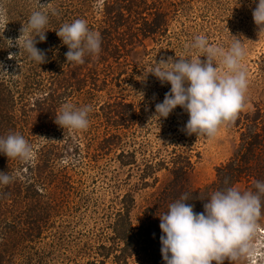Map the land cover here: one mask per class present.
Segmentation results:
<instances>
[{"label": "rangeland", "instance_id": "obj_1", "mask_svg": "<svg viewBox=\"0 0 264 264\" xmlns=\"http://www.w3.org/2000/svg\"><path fill=\"white\" fill-rule=\"evenodd\" d=\"M106 1H113L110 16L121 12L110 40L123 37L131 44L117 58L98 64L99 78L105 81L101 84L98 78L99 87L86 84L65 100L61 94L56 116L65 104L93 109L87 130L77 131L52 122L37 130L38 113L30 111L34 108L26 102L31 105L47 91L52 77L50 62L54 61L57 72L67 78L87 73L90 63L85 62L81 69L66 63L68 48L56 31L76 19L86 20L96 30L107 25L105 0H0L7 13L0 23V138L20 134L34 153L27 162L5 160L13 179L7 185L0 184L2 264H165L159 216L185 194L176 190L179 198H167L158 206L162 204L158 196L172 178V157L179 153L190 157L185 190H211L217 181V167L238 157L252 131L264 135V33H258L252 14L259 0H135L129 7L123 6L126 0ZM34 11L47 14L49 20L43 29L46 40L39 42L36 37V47L47 61L41 65L18 47L21 28L27 26ZM154 18L158 26L148 31L144 22ZM198 35L225 49L235 36L247 53L243 62L248 78L246 107L234 123L221 126L214 138L188 135L185 125L189 115L179 106L166 119L154 117L155 105L163 102L171 85L161 84L150 73L152 68L162 58L196 57L191 45ZM57 87L62 93V86ZM121 100L132 103L135 109L127 125H117V114L112 112L109 120L105 116L108 109L100 108L114 103L112 108L117 111L115 102ZM109 134L116 135L113 142L108 141L110 145L103 140ZM260 140L248 156L247 170L223 190L235 187L242 193L258 192L256 182L264 183V138ZM120 152L124 153L121 158ZM0 157L7 159L2 153ZM44 161L45 168L37 166ZM5 186L9 192H4ZM210 198L200 203L198 197L191 196L186 203L200 213ZM261 202L256 252L235 264H264V195ZM149 206L159 209L154 219V242L137 245L122 257L123 244L117 231L129 226L136 232L146 225L145 209Z\"/></svg>", "mask_w": 264, "mask_h": 264}, {"label": "clouds", "instance_id": "obj_2", "mask_svg": "<svg viewBox=\"0 0 264 264\" xmlns=\"http://www.w3.org/2000/svg\"><path fill=\"white\" fill-rule=\"evenodd\" d=\"M252 14L258 33H264V0H259ZM6 18V9L0 7V23ZM48 22L47 14L32 12L18 38L21 44L17 46L40 65L47 61L45 53L36 47V37L39 42L46 40L43 29ZM56 34L68 48L66 63L82 65L86 55L96 56L101 51L100 33L91 30L84 19L63 24ZM233 37L225 49L210 45L206 36L198 35L191 45L197 52L196 57L175 60L169 57L156 62L150 73L161 84L170 83L171 88L163 102L155 105L154 117L166 119L179 106L189 115L186 133L208 138H214L221 126L235 122L246 107L248 78L243 66L246 49L241 39ZM202 56L206 57L203 61ZM92 110L90 105L74 108L65 104L55 123L63 129L87 130ZM0 153L8 159L19 158L25 162L34 157L32 146L20 134L0 138ZM12 179L6 172H0V184L7 185ZM255 187L258 189L255 194L242 193L235 187L215 191L200 213L186 203L187 194L170 204L168 211L159 216L165 264H224L225 260L235 264L251 258L256 252L254 240L262 215L264 183L257 181Z\"/></svg>", "mask_w": 264, "mask_h": 264}, {"label": "trees", "instance_id": "obj_3", "mask_svg": "<svg viewBox=\"0 0 264 264\" xmlns=\"http://www.w3.org/2000/svg\"><path fill=\"white\" fill-rule=\"evenodd\" d=\"M126 1L127 4H124L123 6L127 7H129V4H131L132 2H135V0ZM104 4L105 13L107 15L109 14V16L107 17V25H103L98 30H96L93 25L89 26L91 30L100 33L101 51L96 56L88 54L84 57L85 62L90 63L91 65L88 68L87 73L77 75L76 73H73L72 76H69V78H67L57 72L58 68L57 65L55 67L54 61L50 62L49 67L53 71H55V73H52L53 71L51 70L52 77H49V82L47 83V91L44 92L43 95H41L39 98H36L31 105L28 103V101L26 102V105H29V108H34L29 109L30 111L35 110L38 113L37 120L34 123V127L37 130L46 129L47 127L51 126V122L53 124L55 123L54 119L52 120V118L56 116L61 94L64 95L63 99L65 100L67 96L74 92L80 91L86 84H91L92 88L99 87L100 84L97 80L100 79L101 84H103L105 81L99 78L100 74L97 70L98 64H104L108 61L110 57L117 58L121 53H124V51L128 50V46H130L131 44L129 43L130 39L118 37V41L110 40L112 38L110 37L112 36V32H114V30L118 28V22L121 17V12L117 10L115 17H112L110 16V14L114 12L113 1L110 2L105 0ZM144 23L146 24L148 31L154 30L158 26V22L155 18L152 21H146ZM78 67V69H81L83 66L78 65ZM57 85L59 87L62 86V93L57 91L59 89ZM113 104L114 103H105L103 106L100 105V108L108 109L107 112H105L106 117L110 112H112L113 115L117 114L114 118V122L117 123V125H127L134 116L135 109L132 103L125 102L122 100L115 102L117 107H119L117 111H114V109L112 108ZM256 116L257 115H255L254 118H256ZM108 119L111 120L110 115L108 116ZM115 136V134H109L103 140L107 142L108 145H110L108 141L113 142ZM260 138H264V135H260V133L256 131H252L250 136L245 141L243 151L238 155V157L235 159H230L224 165L217 167V181L211 184V186L209 187V189L211 190H185L184 180L186 181V175L188 173L189 168L192 166V163L188 155H181L180 153L174 155L171 159V166L169 168L172 178L167 184V186L162 189L160 195L158 196L159 199H162V204L158 206H162L167 200V198H179V195H177L176 190L181 192V194L185 192V194H187V197H198L200 203L203 200L206 201V199L209 198V196H211L215 191H222L224 186L227 185V183L233 182L234 178H236L240 174V172L247 170V164L249 160L248 156L253 153L255 145L261 141ZM118 155L121 158L124 156V153L120 152ZM5 160H8V157L7 159H2V157H0V172H6L9 176H11V173L9 171L10 165L6 163L7 161ZM46 164V161H44L37 166H39L40 168H45ZM160 164H163V161H161ZM9 191L10 188L8 186H5L4 192ZM156 209L159 210L157 207L154 206H149L145 209L147 224L137 228L136 232H133L129 226L125 227L122 232L117 231V236L120 238L123 244L122 247H120V253H122V257L126 256L127 251L134 250L137 245H149L150 243L154 242V219L158 217V211H156ZM162 214H164V211L161 212V215ZM118 257H121V255L119 254ZM0 264H2L1 257Z\"/></svg>", "mask_w": 264, "mask_h": 264}]
</instances>
